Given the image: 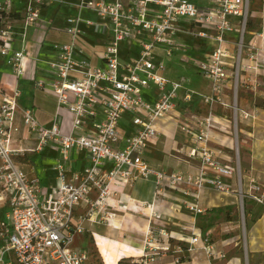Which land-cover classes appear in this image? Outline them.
Instances as JSON below:
<instances>
[{"label":"built area","instance_id":"2783aa9c","mask_svg":"<svg viewBox=\"0 0 264 264\" xmlns=\"http://www.w3.org/2000/svg\"><path fill=\"white\" fill-rule=\"evenodd\" d=\"M250 3L0 0V58L11 66L16 79H30L36 87L54 94L56 116L64 107L71 118L68 133L61 131L55 119L44 126L32 109L19 108L18 87L10 94L0 87V198L8 208L0 222V264H88L87 253L73 246L75 235L84 230V222L92 220L103 203L109 205V196L122 194L137 178L153 177L157 191L181 185L194 187L195 202L186 208L196 214L204 213L196 200L207 187L225 194L235 191L241 202L247 198L264 205V183L251 177L245 182L238 162L220 163L209 145L216 123L213 107H232L225 100V90L232 91L236 102L242 73L248 74V86L253 90L258 86V77L264 75V48L251 45L244 54L251 23ZM52 6L72 7L76 13L65 17L64 31L69 40L54 43V58L41 60L37 55L47 31L44 27L53 25V20L43 17L42 12ZM84 11L95 18L85 17ZM85 28L106 37L102 64H94L83 48ZM31 31L35 41L29 47L27 37ZM230 34L236 35L233 41ZM180 35L206 40L212 48L201 57L190 56L178 40ZM18 36L20 47L16 48ZM123 42L128 45L125 50L120 47ZM180 51V59L209 81L208 93L191 89L184 75H167L166 62ZM40 63L51 76L49 81L36 77ZM152 85L156 92L149 101L145 91ZM195 97L207 106L206 114L199 116L191 110L190 119L181 120L178 128L192 140L188 156L199 159L197 173H167L153 168L145 159V150L148 142L158 137L159 120L172 118ZM233 109L234 119L239 113L249 117L237 105ZM17 113L27 135L36 141L32 151L49 147L58 154L55 183L50 187L42 186L38 177L29 178L16 162L27 150L16 146L21 131ZM125 114L130 116L127 132L119 129ZM73 152H84L88 157L89 164L80 171H71ZM231 177L235 178V187L225 181ZM93 193L96 198H92ZM194 230L193 224L188 250L200 243L208 253V239ZM149 247L144 257H152L154 249L159 248Z\"/></svg>","mask_w":264,"mask_h":264},{"label":"crops","instance_id":"0c3cea01","mask_svg":"<svg viewBox=\"0 0 264 264\" xmlns=\"http://www.w3.org/2000/svg\"><path fill=\"white\" fill-rule=\"evenodd\" d=\"M193 1L198 4L208 3V0ZM250 12L251 23L246 34L247 47L244 54L248 52L251 45L264 48V0H251ZM75 13L76 10L68 6H52L42 12L43 17L53 20V25L51 27H44L47 31L37 55L41 60L54 58L56 53L53 48L54 43H63L69 40L68 34L64 31L65 17ZM83 15L95 18L89 11H84ZM253 26H256V28L253 29ZM85 29L83 48L90 55L91 61L94 64H102L100 56H102L104 50L106 37L95 32L93 28ZM259 34H262V36H259ZM27 38L29 39L27 43L30 47L35 41L32 31ZM186 38L188 37L180 35L178 40L184 47H187L185 53L190 56L201 57L212 48V44L206 40L192 38L196 41L195 44H192ZM229 38L233 41L236 35L230 34ZM15 47H20L19 36L16 39ZM181 53V51L174 52L172 57L166 62L167 75L174 78L184 74L182 70L187 69L190 71L191 68L197 77L208 82V88L202 89L197 87V89L194 86L195 84L187 83V85L197 92L208 93L210 91L209 81L203 78L189 63L182 61L180 59ZM40 64L36 66V77L49 81L51 76L44 72L42 69L43 64ZM247 76L248 74H241V83L236 103L239 110L248 113L249 117L241 116L240 113L238 114L236 135L234 136L230 129V124L233 121L227 111L229 107L216 104L213 107L214 110L212 109L216 123L212 128V140L209 145L214 150L216 158L220 163L235 165L236 161L238 162L245 182L251 177L257 182L264 183V104L259 105L257 101V99L264 100V75L258 77V86L255 90L251 87L249 88ZM0 87L7 94H10L15 87H18L20 92L18 98L20 109H32L38 122L44 126L51 125L55 119L62 132H69L71 127L70 114L63 107L58 110V115L56 116L57 102L54 94L48 90L36 87L30 79L23 77L16 79L11 66L7 65L1 58ZM155 92L156 89L152 85L145 91V98L152 101ZM225 93V100L230 102V89H226ZM199 103L202 104L195 97L191 103L192 106L189 104L182 107L180 112H175L172 118L159 120L157 124L158 137L148 142L145 150V159L153 168L162 171L178 170L184 173H197L200 166L199 159L188 156V151L193 146L192 140L190 136L179 130L178 125L181 120H184L182 118L183 111L187 109L190 112L193 110L199 116L206 114L207 106L202 105L199 107ZM218 107L221 108V111L217 110ZM199 109H201V112L198 113L196 110ZM17 115V122L20 124L21 131L17 135L20 137V140L17 141L16 146L27 150L22 156L16 158V162L28 176L31 175V178L38 177L42 186L50 187L55 183L54 164L58 154L49 147H44L40 151H32L36 146V141L33 136L27 135L25 128L20 123L19 113ZM130 126V116L125 114L120 121L119 129L127 132L130 130ZM34 153L41 157L40 170L38 172L27 163ZM88 164L89 160L84 152L72 153L71 171H80ZM106 167L110 168V164H107ZM27 168L30 170H26ZM208 172L210 174L211 170ZM225 181L231 187L236 186L234 177L225 178ZM95 197L96 193H93L92 198ZM239 200L240 195L235 191L225 194L212 188H204L199 194L198 205L207 211L204 212L206 216L199 218L191 216L186 209L182 208L178 204V198L173 197L171 191H166V189L157 191L153 177L137 178L125 190V203L132 207V209L133 207H140L142 210L148 211L150 208H153L154 211L155 208L156 215H158L157 217L155 215V218L160 219L162 223L167 222L171 224L172 231L170 232L174 235L173 237L176 238V241H184L181 250L177 251L179 245H176L169 252L158 248L155 251L156 254L152 257H144L145 252H149V245L160 247L164 243L160 241L157 243L154 238L148 239L147 230L150 228L156 229L158 226H152L148 222L147 216L135 215V210H130L124 214L127 220L126 223H128L126 226L133 229L127 232L124 231L128 238L121 240L111 232L112 230H117V227L111 228L98 221L86 220V224H84V227H86L85 231L75 235V238L78 236L77 241L80 244L76 245L74 240L73 246L87 253L88 264H119L118 262L122 259L131 264H264V205L255 204L248 199L245 202L246 227L244 247L246 249V257L244 259L239 254L241 244L237 225V205L239 204ZM7 210L6 202L3 198H0V222L3 221ZM167 211L170 212V215H167ZM96 214L95 212L92 218L97 219L98 215ZM203 220L204 224H209L206 227L207 233L215 231L218 223L222 224V230L226 231V233L208 239V243L206 244L209 246L208 253L201 248L203 244L200 243L193 250H188V241L192 232L188 234L189 231H182L181 226L182 224H194V233L202 236L197 225L202 224ZM182 228H187V226L183 225ZM172 243L173 240L170 239V244ZM89 251H96V256L92 257V254L89 255ZM221 253L223 256L219 257Z\"/></svg>","mask_w":264,"mask_h":264},{"label":"rangeland","instance_id":"374dc122","mask_svg":"<svg viewBox=\"0 0 264 264\" xmlns=\"http://www.w3.org/2000/svg\"><path fill=\"white\" fill-rule=\"evenodd\" d=\"M201 1H203V0H201ZM256 26H253V29H255ZM85 30L86 29H84V31ZM90 31H92V30H90ZM188 38H186V40H188V41L190 40V42L192 44L196 43V41L194 39H192V37H188ZM245 41H246V39H245ZM120 47L122 50H125L126 48H128V45L126 42H123L120 44ZM182 73H184L188 77V82H187L188 84H193V85L195 84L194 86H196V88L197 87L202 88V89L208 88V82L203 80L200 77H197V75H195L194 70H192L191 68H190V71L187 69L182 70ZM184 74H182V75H184ZM239 88H240V85H239L238 89ZM230 94H231L230 103H232V107H229L227 111L229 113L230 118L233 121L232 124H230V129H231V132L233 133V135L235 136L236 135V119H234L233 107L235 105H237V103L235 102L234 99H232L233 93L231 90H230ZM257 101L259 103L264 104V102H261V101H264L262 99H260V100L257 99ZM199 105L198 106L201 107L202 105H205V104L199 103ZM205 107H206V105H205ZM213 110H214V108H213ZM217 110L221 111V108L218 107ZM196 111L199 113V112H201V109L196 110ZM204 111H205V109H204ZM191 113L192 112H190L188 109L183 111L182 118L190 119ZM232 114H233V118H232ZM40 160H41V157L38 154L34 153V154H32L31 159H29L27 163L29 166H32L33 168H35L36 171L38 172L40 170ZM25 161H27V160H25ZM26 170L29 171L30 169L27 168ZM171 171H165V172L169 173ZM28 177L31 178V175H29ZM126 189H127V187H126ZM164 189H166V191L167 190L171 191L173 194V197L178 198V204L181 205L182 208L186 209L190 213L191 216H195V217H199V218L206 216V213H202V214L197 213L196 214L193 211H191L190 209L186 208L187 204L195 202V199H194L195 188L194 187L188 186V185H181V186H177V187L164 188ZM185 192H187V193H185ZM124 194H125V192H123L122 194L115 193V194H112L111 196H109V198L107 199V204H109V205H106V203H103L102 209H100L99 212H97V214H96V215H98L96 217L97 219L92 218V221H94V222L98 221L101 224H104L105 226H107V227L109 226L111 228L117 227V230H112L111 232L115 236L119 237V239L123 240V239L128 238L127 234L124 231L127 232V231L133 230V229H130L129 227L126 226V224H128V223H126L127 220L125 218L126 216L124 217V214L129 212L130 210H132V211L135 210L134 211L135 215H140V216L142 215L143 217L147 216L148 222L151 223L152 226H158V228H156V229L150 228L147 230V234L149 235L148 239L154 238V240L157 243H159V241L164 243V244H162V246L167 245L169 247V250L173 249L176 245H179V247L182 248V244H184V241H176V238H174L173 237L174 235L170 232V231H172V229L170 227L171 224H169L167 222L162 223L160 221V219L155 218V215L157 214L155 208H154V211H153V208H150L148 211L142 210L140 207H136V208L133 207V209H132V207L128 206L127 203H125ZM169 200H171V199H169ZM198 200H199V198H197V200H196L197 203H198ZM246 200H247V198H243L242 202H241V200H239V204L237 205V215H238L237 225H238L239 238L241 241L239 254H240V256H243L244 259L246 257V249L244 247V245H245V242H244L245 241V227H246V224H245V222H246V219H245L246 218V204H245V202H246ZM200 207L203 208L202 206H200ZM94 209H95V207H94ZM206 211L207 210L204 209V212H206ZM166 213H167V215H170L169 211H167ZM157 216L158 215H156V217ZM220 217H222V216H220ZM84 224H86V222H84ZM84 224H83V226H84ZM183 225L184 226L186 225L187 228H182ZM189 225H191V224H188V225L182 224L181 230L185 231V232L189 231L188 234H190L192 231H190L191 226H189ZM208 225L209 224H204V220H203L202 224L197 225V226H199L197 228L200 229V233H202V236H201L202 238L211 239V237L215 238V237L221 236L222 234L226 233V231L222 230V224H220V223L217 224L215 231H213L214 233L213 232L207 233L206 227H208ZM85 229H86V227H84L83 231H85ZM226 236H227V234H226ZM77 239H78V236H76V238H75L76 245L80 244L77 241ZM170 239L173 240L172 244H170ZM159 249H160V247H159ZM154 250L156 251L158 249H154ZM169 250H164V251L169 252ZM88 254L89 255L92 254V257H95L96 251H89ZM128 264H131V263H128Z\"/></svg>","mask_w":264,"mask_h":264},{"label":"trees","instance_id":"16d2710c","mask_svg":"<svg viewBox=\"0 0 264 264\" xmlns=\"http://www.w3.org/2000/svg\"><path fill=\"white\" fill-rule=\"evenodd\" d=\"M262 103H259V105ZM119 264H128V262L125 259H122L118 262Z\"/></svg>","mask_w":264,"mask_h":264}]
</instances>
